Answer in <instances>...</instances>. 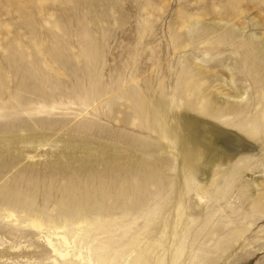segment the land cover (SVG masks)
Returning a JSON list of instances; mask_svg holds the SVG:
<instances>
[{"label": "rangeland", "instance_id": "1", "mask_svg": "<svg viewBox=\"0 0 264 264\" xmlns=\"http://www.w3.org/2000/svg\"><path fill=\"white\" fill-rule=\"evenodd\" d=\"M90 262L264 264V0H0V264Z\"/></svg>", "mask_w": 264, "mask_h": 264}, {"label": "bare ground", "instance_id": "2", "mask_svg": "<svg viewBox=\"0 0 264 264\" xmlns=\"http://www.w3.org/2000/svg\"><path fill=\"white\" fill-rule=\"evenodd\" d=\"M188 158H189V161H191V159L193 158V154L190 153L189 156H188ZM198 197L200 198V200H202L204 198L200 193L198 194ZM32 225H33V227L36 230H38L40 232H42L43 229H44V225L40 221H38V220H35L34 219L32 221ZM64 229L65 228H63V229H57V231H56L57 233L56 234L52 233L51 235H48L47 236V243H48L50 249H52L56 255L61 256L62 258L68 257L70 255L72 249H73V242L70 241L66 236L60 235V232H63L61 230H64ZM54 235H56L55 238L63 241V243H64V245L66 247L65 250H60V248H58L57 244L54 243V239H53V236ZM90 264H91V262H90Z\"/></svg>", "mask_w": 264, "mask_h": 264}]
</instances>
